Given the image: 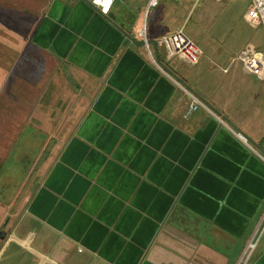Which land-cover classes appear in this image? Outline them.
<instances>
[{
  "label": "crops",
  "instance_id": "1",
  "mask_svg": "<svg viewBox=\"0 0 264 264\" xmlns=\"http://www.w3.org/2000/svg\"><path fill=\"white\" fill-rule=\"evenodd\" d=\"M116 2L104 16L88 0H0V264H264V163L237 138L263 148L260 79L241 66L254 89H228L215 70L236 62L189 66L154 45L182 29L179 2L146 17L148 0ZM82 90L90 101L11 214L26 166L3 165L18 137L44 140L45 111ZM190 94L203 107L187 113Z\"/></svg>",
  "mask_w": 264,
  "mask_h": 264
},
{
  "label": "rangeland",
  "instance_id": "2",
  "mask_svg": "<svg viewBox=\"0 0 264 264\" xmlns=\"http://www.w3.org/2000/svg\"><path fill=\"white\" fill-rule=\"evenodd\" d=\"M116 5L120 6V11L125 8L122 0H117ZM176 5L180 8L178 22L184 34L199 46L204 58L214 60L216 64L220 65L221 62L234 59L244 50L262 49L261 26H251L245 20L249 6L246 0H184L179 1ZM149 24L150 18L147 22V25ZM149 45L152 48L151 42ZM215 73L216 81L221 84L226 82L228 89H254L252 78L242 71L238 62L229 69L228 74L217 70ZM259 81L263 87L262 81ZM69 90L72 91V89ZM92 94L93 91L89 90L75 92L72 95L64 93V98L59 101L57 108L52 107V113L49 110L45 111L47 116L51 115V120L50 132L44 137V140H34L28 133L18 137L19 140L17 139L18 141L13 147L14 155H11L3 165L5 170H13L17 175H20L26 166L20 182L15 186L16 193L13 198H16L14 201L16 204L9 206L11 214L20 210L26 197L38 184L49 159L72 132L81 111L90 101ZM47 99L49 100V96ZM43 103L48 105L47 100ZM40 127L42 124L37 121V133L41 131ZM27 139L30 141L24 144L28 150L26 159H15L16 150L20 149L19 142Z\"/></svg>",
  "mask_w": 264,
  "mask_h": 264
},
{
  "label": "built area",
  "instance_id": "3",
  "mask_svg": "<svg viewBox=\"0 0 264 264\" xmlns=\"http://www.w3.org/2000/svg\"><path fill=\"white\" fill-rule=\"evenodd\" d=\"M174 2L184 0H173ZM197 1V0H195ZM226 1V0H216ZM248 2L247 14L245 20L251 26L259 25L263 32V44L261 50L249 49L242 51L238 56L232 59V62H238L242 68L248 73L262 81L264 93V0H246ZM89 4L97 10L101 15H107L115 0H88ZM160 0H148L144 17H146L152 9L158 7ZM138 37L141 39L143 46L149 53V41L146 36L145 26L138 30ZM158 47H163L169 59L177 58L181 62L189 66H195L199 63L203 52L191 39H189L179 29L173 33L162 35L155 41ZM223 73H227L228 68H222ZM190 102L188 105L187 113L196 111L199 107H203L202 103L193 95H189ZM237 138L243 142L249 149L264 163V145L262 152L257 151L250 146L242 134H237ZM256 242H251L248 245V250L251 252L255 247Z\"/></svg>",
  "mask_w": 264,
  "mask_h": 264
}]
</instances>
